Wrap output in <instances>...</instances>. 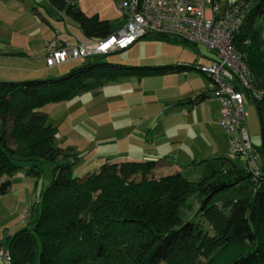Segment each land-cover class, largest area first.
I'll list each match as a JSON object with an SVG mask.
<instances>
[{
  "label": "trees",
  "instance_id": "1",
  "mask_svg": "<svg viewBox=\"0 0 264 264\" xmlns=\"http://www.w3.org/2000/svg\"><path fill=\"white\" fill-rule=\"evenodd\" d=\"M46 1L65 13L84 41L103 39L120 25L119 20L86 16L77 5L79 0L69 5L67 0ZM251 2L252 7L245 11ZM234 4H241L243 10L234 47L252 75L254 90L262 91L259 99L249 92H244V98L251 99L257 110L264 140V37L256 24L264 18V0ZM145 38L191 46L176 39ZM102 57L89 58L57 77L0 82V196L10 192L11 177L24 171L20 160L31 163L23 176L36 178L40 176V160L55 162L52 182L39 194L36 218L0 246L9 252L10 264H196L199 255L217 246L248 248L229 264H264L261 146L253 145L261 172L255 181L238 156L240 165L230 157L193 164H201L200 177L193 183L178 169L153 176L163 162H171L167 156L142 161L106 160L83 178L72 173L75 159L57 162L63 150L56 147L54 128L46 124L47 116L39 111L46 103L68 101L121 77L141 79L199 71L200 66H128L102 62ZM208 98L211 94H202L194 98L192 106ZM193 196L199 203L197 216L209 222L213 236L202 232L195 220L183 222L182 212Z\"/></svg>",
  "mask_w": 264,
  "mask_h": 264
},
{
  "label": "rangeland",
  "instance_id": "2",
  "mask_svg": "<svg viewBox=\"0 0 264 264\" xmlns=\"http://www.w3.org/2000/svg\"><path fill=\"white\" fill-rule=\"evenodd\" d=\"M72 1L67 0V4ZM217 1L225 6L239 0ZM252 2L245 11L252 7ZM77 5L88 17L96 14L100 19L110 22L120 18L115 0H79ZM8 12L16 23L13 25L19 30L34 31L36 42L42 43L45 38H52L50 41H68L70 44H74L76 39L85 40L65 13L56 11L46 0H13ZM256 24L264 37V18H259ZM197 50L198 52L191 46L145 38L127 50L103 56L101 61L128 66L181 63L208 65L209 62L204 58L208 55L206 49L198 46ZM87 60L80 59L57 67H46L39 74L34 73L29 78H18L14 81L4 80L7 78L0 73V82L57 77ZM42 62L40 61L41 67ZM211 86L212 82L196 70L141 79L121 77L115 81L103 82L100 87L76 95L68 101L46 103L39 111L47 116L46 124L54 128L56 147L63 150L57 162L75 159L71 169L78 178L94 172L106 160H157L166 156L168 148H172L175 158L178 157L175 149H179V157L175 161L181 167H176L171 159L170 163L163 162L153 176L158 178L178 169L185 172L187 179L193 183L199 179L201 168V164L194 167L193 164L202 160L230 156L237 159V164H242L241 159L229 151L225 133L218 124H211L215 120L218 103L208 98L192 106L194 98L211 94ZM165 106L169 110L165 111ZM184 109L193 111V114L190 116L188 113L189 116L184 117ZM245 116L250 140L253 145L260 147L261 122L251 99L245 105ZM8 128L7 126L6 129ZM37 164L40 172L38 178L23 176L31 163L20 160V168L24 171L11 177L12 190L0 196V246L36 218L39 209L35 212V208L39 194L52 182L55 162L42 159ZM198 207V199L193 196L182 212L183 222L195 220L202 232L213 236L209 222L197 216ZM247 250L245 246H217L199 255L195 262L229 264Z\"/></svg>",
  "mask_w": 264,
  "mask_h": 264
},
{
  "label": "built area",
  "instance_id": "3",
  "mask_svg": "<svg viewBox=\"0 0 264 264\" xmlns=\"http://www.w3.org/2000/svg\"><path fill=\"white\" fill-rule=\"evenodd\" d=\"M120 25L103 39L76 44L49 43L46 66L106 56L127 50L145 37L176 39L206 49L208 65L198 70L212 82L211 99L221 108L220 126L229 151L242 158L255 181L260 176L259 154L246 128L244 92L259 99L262 91L252 85V75L233 42L243 22L241 4L221 6L217 0H115ZM0 264H10V254L0 247Z\"/></svg>",
  "mask_w": 264,
  "mask_h": 264
},
{
  "label": "crops",
  "instance_id": "4",
  "mask_svg": "<svg viewBox=\"0 0 264 264\" xmlns=\"http://www.w3.org/2000/svg\"><path fill=\"white\" fill-rule=\"evenodd\" d=\"M11 3H13V0H0V73H2L1 76L7 78L4 80L14 81L17 80L18 78H29L30 76H33L32 74L34 73L39 74L41 71H44V69L47 67L46 55L50 51L49 43L52 42L50 41L52 38L51 39L45 38V40H43L42 43H39L36 42L37 37L34 31L22 32L16 26H14L13 24L15 23V21L12 19L13 16H11L8 12V9L11 10ZM77 40L78 39H76L74 44H76ZM53 41H56L59 44L64 43L60 40H53ZM40 61H43L42 67L40 65ZM246 101L247 103H250L249 99H247ZM181 105H183V103H181ZM163 109L165 111L169 110L167 106L163 107ZM192 112L193 111H190L189 109L188 110L184 109L182 114L184 117H187L189 116V114L191 116L193 114ZM220 117H221V108L218 103V108L216 109L215 120H214L216 124L214 121H212L211 124L214 125L218 124L221 131L224 133L223 129L220 126ZM225 139H226V135H225ZM219 143L221 144L220 140ZM175 150H177L179 157V149H175ZM166 156L171 158L172 162L176 163V167L180 166L175 161L176 158L178 157L175 158L172 155V148H168ZM226 157H230V156H226ZM232 160L234 163H236L237 159L235 160L232 158Z\"/></svg>",
  "mask_w": 264,
  "mask_h": 264
},
{
  "label": "water",
  "instance_id": "5",
  "mask_svg": "<svg viewBox=\"0 0 264 264\" xmlns=\"http://www.w3.org/2000/svg\"><path fill=\"white\" fill-rule=\"evenodd\" d=\"M261 147H262V149H264V140H263L262 134H261Z\"/></svg>",
  "mask_w": 264,
  "mask_h": 264
}]
</instances>
